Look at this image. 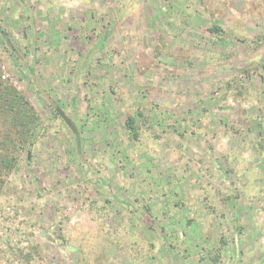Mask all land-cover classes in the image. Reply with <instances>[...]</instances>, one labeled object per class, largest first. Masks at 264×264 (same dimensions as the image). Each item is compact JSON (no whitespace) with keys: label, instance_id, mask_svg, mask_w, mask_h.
<instances>
[{"label":"rangeland","instance_id":"1","mask_svg":"<svg viewBox=\"0 0 264 264\" xmlns=\"http://www.w3.org/2000/svg\"><path fill=\"white\" fill-rule=\"evenodd\" d=\"M0 30L38 118L0 264H264V0H0Z\"/></svg>","mask_w":264,"mask_h":264},{"label":"trees","instance_id":"2","mask_svg":"<svg viewBox=\"0 0 264 264\" xmlns=\"http://www.w3.org/2000/svg\"><path fill=\"white\" fill-rule=\"evenodd\" d=\"M209 31L217 35L220 32H222L221 28L216 25H212L209 28ZM5 35L6 33L0 30L1 44L11 54L14 60H18L19 59L18 54L15 52V50L13 49L12 45L10 44L9 40L6 38ZM102 35H103L102 43H104L105 34ZM102 46H100V48ZM0 93H1L0 101L2 103V106H0V113L4 121H6V123L8 124V126L14 128L15 131L14 133L16 134L15 136L12 137V139H8V141H6L7 143H5V141L3 142L1 141L2 143L0 142V189H1L3 182L2 177L5 174L12 171V169L16 164L15 157H10L8 156V154L4 156L5 152L8 151L7 146L10 147L13 146L14 150L17 151L19 149H22L23 146L29 144V142L32 143L38 118L34 113V111L31 110L27 99L24 96H22L19 92H17L14 88L6 87L0 90ZM58 110L61 111L58 107L57 109L55 108L54 110L57 116H59ZM59 118L61 119L60 116ZM61 121L65 124V122L62 119ZM124 129L132 138L137 137L138 128L134 117L129 116L126 119ZM74 136H75L74 138H76V134H74ZM77 145L78 143L76 142V148Z\"/></svg>","mask_w":264,"mask_h":264},{"label":"water","instance_id":"3","mask_svg":"<svg viewBox=\"0 0 264 264\" xmlns=\"http://www.w3.org/2000/svg\"><path fill=\"white\" fill-rule=\"evenodd\" d=\"M58 113H59V116L61 117V119L65 122L66 126L68 128H70V130L75 134L76 131H75V128H74L72 122L61 111L58 110Z\"/></svg>","mask_w":264,"mask_h":264},{"label":"built area","instance_id":"4","mask_svg":"<svg viewBox=\"0 0 264 264\" xmlns=\"http://www.w3.org/2000/svg\"><path fill=\"white\" fill-rule=\"evenodd\" d=\"M20 212V211H19ZM1 217H3V214H1Z\"/></svg>","mask_w":264,"mask_h":264}]
</instances>
